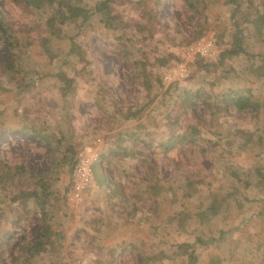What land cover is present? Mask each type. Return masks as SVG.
I'll return each instance as SVG.
<instances>
[{
  "label": "trees",
  "instance_id": "1",
  "mask_svg": "<svg viewBox=\"0 0 264 264\" xmlns=\"http://www.w3.org/2000/svg\"><path fill=\"white\" fill-rule=\"evenodd\" d=\"M13 1L26 9L34 10L39 15L42 24L39 25L45 33L39 42L44 48L49 47L54 39H69L75 46L78 35L85 32L92 20L99 16L109 32L108 35L116 41L117 49L131 58L134 56L131 46L137 48L138 45L137 34L144 35V39L153 37L154 25L161 24L158 17L162 0ZM188 3L190 8L204 16L206 21H209L210 3L219 4L216 0H188ZM125 5L139 12V20L125 19L117 7ZM222 5L230 10V19L215 25L214 37L219 49L216 60H208L197 55L188 77L165 85L157 70L172 59H179L176 54L154 59H134L136 76L145 94L125 110L117 104L114 107L106 106L111 122L120 120L127 128L109 137L112 141L102 152L101 162L104 161V165L115 172L122 170L125 176L132 173V161L144 159V148L147 146L160 148L164 154L176 149L186 158L199 152L207 155L209 145L222 150L214 157L215 165L210 175L186 168L179 160L175 163L176 172L169 180L162 179L155 170L148 172L149 183L135 197L161 206L158 215H161L163 206L169 203L180 202L182 206L181 210H173L170 216L165 218V228L152 221L149 215L142 218L141 221L146 225L152 224L149 228L158 235L160 228L165 230L161 235H164L162 242L166 243V248L152 254L145 252L141 239L131 242L133 250L143 256L148 264H172L175 260L181 264H198L199 247L206 248L215 240V237L208 233L219 230L222 236L224 234L221 228L217 230L218 227H213L214 220L224 211L229 213L233 210H250L261 196L264 197V120H259L260 124L256 128L239 126L220 128L223 124L222 117L229 114L230 110H234L239 118L253 109L260 116L264 114V94L262 95L261 91L252 85L239 84L235 79L238 73L235 63L239 60L245 66L248 64L247 67H243V73L250 72L264 81V51L255 50L256 38L264 39V0H224ZM71 26L77 28L78 32L72 33ZM129 30L132 32L131 36L128 35ZM190 42L191 40L186 41L187 44ZM89 64L79 71L81 83L76 77L63 81L60 102L64 114L61 119L46 125L48 117L35 115L21 127L23 131L52 149L54 155L52 176L36 178L35 185L30 190L18 187L15 181L18 177H26L25 165L9 164L0 158V190L7 192L5 198L0 201V254L7 253L14 241L13 220L22 215L16 208L19 203L27 210L28 202L35 201L43 217V227L39 236L26 244L25 264H35L37 258L47 260L46 264H56L58 261L67 264L64 262V250L71 212L66 204V195L71 186L65 188L64 198H61V190L56 183L65 172V165L70 169L74 168L81 148L74 126L76 120L75 104L72 100L74 95L77 91L85 90L87 94L103 102L100 91L94 89V78L89 77ZM8 70L11 71L14 86L27 92L34 90L33 72L30 67L21 66L18 58H14ZM99 85V90H106L104 83ZM158 101L164 108L159 117L154 107ZM201 101L204 102L205 121L208 122L205 127L194 115L191 119L188 118L191 110L196 109ZM240 160L250 161L251 165L245 166L239 162ZM104 177V181L95 178L98 189L106 187L107 196L114 205L125 202L128 197L125 184L120 181L112 186L108 178L105 175ZM214 177L218 180L216 184L212 181ZM251 191L253 197L249 194ZM198 199H206L208 204L205 207L199 206L200 209L192 217V214L187 212L189 210L184 208L186 205L196 203ZM58 207H64L65 214L56 223L53 212ZM136 212L128 211V218L135 219ZM190 219L195 220L192 230L187 227ZM110 222L119 229L123 218ZM168 224L177 229L179 236L187 233V239L181 242L172 241ZM124 240L125 237L120 236L121 244ZM121 246L125 247L123 244ZM258 247L262 251L264 262V235L261 236ZM100 249L103 247L100 246ZM115 249L114 247L111 250L114 252ZM170 249L176 251L171 254ZM173 256L177 258L173 259ZM209 264H222V259L219 256L212 257Z\"/></svg>",
  "mask_w": 264,
  "mask_h": 264
},
{
  "label": "rangeland",
  "instance_id": "2",
  "mask_svg": "<svg viewBox=\"0 0 264 264\" xmlns=\"http://www.w3.org/2000/svg\"><path fill=\"white\" fill-rule=\"evenodd\" d=\"M216 1L219 4L210 3L209 21H206L204 16L190 8L188 0H162L158 17L161 24L154 25V36L144 39V35L137 34L139 39V41L136 40L137 48L131 46L134 56L128 58L117 49L116 41L108 35L109 32L99 16L92 20L85 32L78 35L75 46L69 39H54L49 47L44 48L39 42L45 34L39 25L41 24L39 15L13 0H0V158L9 164L23 163L25 165L26 177H18L15 181L18 187L30 190L34 187L36 178L51 177L53 174L52 149L23 131L21 127L35 115L48 117L46 125L63 117L64 109L60 102L63 81L66 78L76 77L81 83L79 71L90 63L89 77L94 78V89L100 91L103 101H98L95 96L87 94L85 90L77 91L72 99L76 114L74 126L81 142L78 153H85L94 160L92 165L94 177L91 185L74 200L71 199L74 187L73 168L70 169L68 165H65V172L60 175L56 183L61 190V198H64L65 188L71 186L66 195V204L71 212L64 250V262L67 264H148L130 244L135 239H141L145 252L152 254L161 248H166V243L162 242L164 235H161L165 230L160 228V232L158 231L160 235H158L156 231L149 228L152 224L146 225L141 221L142 218L149 215L157 225L166 227L165 218L170 216L173 210L182 209L180 202L169 203L163 206L161 215H158L161 206L135 197L149 183L148 172L155 170L162 179L169 180L175 174V163L179 160L186 168L204 175L211 174L215 165L214 157L222 151L221 148L214 149L211 145L208 146L207 155L199 152L189 158L178 153L176 149L164 154L160 148L147 146L144 148V159L132 161V173L129 176H125L122 170L115 172L104 165V161L101 162V154L112 141L109 137L127 128L120 120L111 122L106 106L114 107L117 104L125 110L145 94L136 76L137 68L133 64L134 59H154L174 53L179 59L174 58L157 70L163 84L169 85L188 77L189 75L180 76L175 81L164 78L175 69L178 74L182 72L181 65H184L186 72L190 74L191 65L195 59L193 62H187V47L204 36H214L215 25L230 19V10L222 5L224 0ZM117 7L125 19L139 20V12L132 10L129 5ZM70 30L72 33L78 32L73 26ZM131 34L129 30L128 35L131 36ZM195 37L198 38L194 39ZM257 39L258 37L255 50L263 52L264 39ZM187 40L191 42L187 44ZM14 58H18L21 66L31 68L33 91L27 92L13 85L11 71L8 68ZM235 65L238 69L235 75L236 81L241 85L256 87L263 95V79L250 72L243 73V67H247L248 64L245 66L241 61L236 60ZM99 83H104L106 90H99ZM225 88H228L227 84ZM154 107L159 117L164 112L161 102L158 101ZM188 115L190 119L194 115L201 120L204 127L208 125L205 121L206 110L203 101ZM261 119L264 120V114L260 116L255 109L243 114L240 118L234 110H230L229 114L222 117L223 124L220 128L223 129L225 126L256 128ZM239 162L245 166L251 165L250 161L240 160ZM104 175L112 186L120 181L125 184L128 195L125 202L114 205L107 196L108 189L106 187L102 190L98 189L95 178L104 181ZM212 181L216 184L218 180L214 177ZM10 189L13 190L12 187ZM6 194L7 192L0 190V201ZM249 194L251 197L254 196L253 191ZM207 201L198 199L196 203L184 206V209L189 210L187 212L193 217L194 213L200 209L199 206L205 207L208 204ZM253 206L250 210H233L229 213L224 211L214 220L213 227H218L217 230L221 228L224 234L222 236L219 230L208 233L215 237V240L206 248L199 247L197 244L200 252L198 264H209L211 258L215 256L222 259V264H264L262 251L258 247L261 236L264 235V197L261 196ZM28 207L27 210L23 209L21 203L16 206L22 215L13 220L14 241L7 253L0 254V264L27 262L26 244L35 240L43 227V217L39 206L35 201L30 200ZM58 208L53 212L56 223L65 214L64 207ZM137 210L139 212H136ZM128 211L136 212L135 219L128 218ZM120 217L123 218V222L118 229L110 220H119ZM190 220L187 227L192 230L195 220ZM167 228L172 241L181 242L188 237L187 233L179 236L177 229L170 224ZM120 236L125 237L122 241L125 247L121 246ZM100 246L103 249H100ZM114 247L116 249L113 252L111 249ZM174 250L176 251V249H170V253L172 254ZM174 258L177 256H173ZM46 262L47 260L39 258L34 261L35 264H46ZM62 262L58 261L56 264H62ZM172 264H181V262L175 260Z\"/></svg>",
  "mask_w": 264,
  "mask_h": 264
},
{
  "label": "built area",
  "instance_id": "3",
  "mask_svg": "<svg viewBox=\"0 0 264 264\" xmlns=\"http://www.w3.org/2000/svg\"><path fill=\"white\" fill-rule=\"evenodd\" d=\"M202 56L206 59H215L219 55V49L216 45L214 36H204L197 40L195 43L189 45L186 49L187 62H193L196 56ZM182 66V72L179 74L175 70L164 76L166 80L175 81L177 77H186L188 72L184 65ZM174 78V80H172ZM94 160L85 153L78 155V161L73 168L74 187L71 193V199L78 198L83 190L88 188L93 180L92 165Z\"/></svg>",
  "mask_w": 264,
  "mask_h": 264
}]
</instances>
